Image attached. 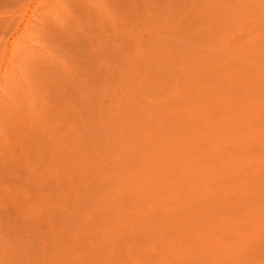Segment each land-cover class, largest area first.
I'll return each instance as SVG.
<instances>
[{"label": "rangeland", "instance_id": "obj_1", "mask_svg": "<svg viewBox=\"0 0 264 264\" xmlns=\"http://www.w3.org/2000/svg\"><path fill=\"white\" fill-rule=\"evenodd\" d=\"M0 264H264V0H0Z\"/></svg>", "mask_w": 264, "mask_h": 264}]
</instances>
